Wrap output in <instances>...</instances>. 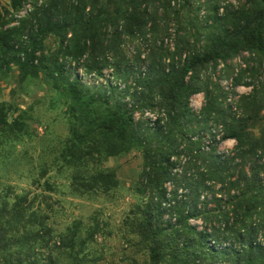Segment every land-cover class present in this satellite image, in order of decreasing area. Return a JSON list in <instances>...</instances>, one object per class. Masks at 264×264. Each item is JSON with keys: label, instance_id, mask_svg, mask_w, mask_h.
Segmentation results:
<instances>
[{"label": "trees", "instance_id": "trees-1", "mask_svg": "<svg viewBox=\"0 0 264 264\" xmlns=\"http://www.w3.org/2000/svg\"><path fill=\"white\" fill-rule=\"evenodd\" d=\"M197 2L0 5V95L1 84L12 86L10 101H0V163L11 164L13 151L34 135L30 112L42 104L36 99L23 109L17 96L44 94L49 111L60 107L67 126L49 166L32 181L44 192L18 193L0 177V264H95L89 256L101 235L98 220L58 232L45 195L52 186L44 179L54 168L66 175L72 196L108 195L119 181L105 164L132 152L142 162L138 200L121 231L131 248L144 251V264H264V0L228 5L222 16L218 0H207L204 20L203 5H191ZM171 18L182 22L174 52L162 43L144 59L140 50L128 57L125 39L166 36ZM244 53L246 66L232 85L251 91L231 105L204 71L212 67L215 73L222 63L231 72L227 64ZM78 70L101 84H84ZM200 94L204 101L195 113L190 100ZM146 112L157 116L152 127L143 119ZM218 126L221 141L235 142L227 156L218 154L214 136L209 151L202 150L205 135Z\"/></svg>", "mask_w": 264, "mask_h": 264}, {"label": "rangeland", "instance_id": "rangeland-1", "mask_svg": "<svg viewBox=\"0 0 264 264\" xmlns=\"http://www.w3.org/2000/svg\"><path fill=\"white\" fill-rule=\"evenodd\" d=\"M206 1L198 0L197 4L191 3L193 7L203 5V8L199 10V18L201 20H204L207 15L204 9ZM244 1L218 0V3L215 4L218 5V9L222 8L224 12L226 6L233 5L237 7L239 4H243ZM6 3L7 0H0V5H6ZM174 6L171 7L173 8ZM179 8L180 5L176 6L175 11H178ZM201 11H204V16L202 17L200 16ZM171 20L166 36L161 32L154 34V36L149 33L143 43L137 39H125L123 49L128 57L132 58L137 50H140L142 52L140 58L144 59L153 47H159L164 40L170 41L167 48H170V52H174L177 29L178 26L181 27L182 22H175L173 18ZM167 37L169 38L166 39ZM246 58H248V55L244 53L230 61L227 65L232 68L231 72H227L224 65L221 74L216 75L211 67V69L204 71V76H212V81L217 82L221 86L223 81L233 78L235 70H237L238 74L240 70L245 68ZM175 60L177 61V59ZM104 74L108 77L110 71H106ZM78 75L86 85L96 86L102 82V80L95 79L93 76H87L81 70H78ZM219 76L221 78L218 80ZM260 81L264 84V72ZM11 87L7 84H1L0 101H10L9 91ZM235 90V99H237L236 95H247L251 91L250 88L244 86L236 87ZM36 99L41 100L42 104L33 105V110L30 112V116L34 120V123L31 124L34 135L27 138L24 145L17 146L13 151L9 161L11 164L0 163V169L2 168L0 177L13 185L18 193L25 191L31 194H41V192H44V188H37L32 181L33 179H39L41 167L49 166L53 158L51 155L52 148L57 147L58 143L67 134V126L63 120L61 108L57 107L49 111L50 103L48 97L44 96V94L37 91L34 93L33 90L32 93L28 95L21 94L14 100L16 104H19L20 108L27 109L31 104L35 103ZM199 100H202L203 104V95L200 94ZM234 145V143H230L226 150L230 152ZM105 167L115 170L119 181L117 189L108 195L98 198L87 197L85 199L72 196L66 175H59L54 168L50 169L44 179H47L52 186V193H45L49 197L47 203L51 208L49 213L50 223L59 232L74 222H81L83 227H87L93 223L94 219L98 220L101 227V235L96 236V243L92 245L94 254L89 256V258L97 260L95 264H144L146 260L144 251L139 248H131L124 239L123 231H121L122 222L126 214L138 200L135 186L142 171L141 158L138 153L132 152L121 159H110L105 164ZM44 180H40V182L43 183Z\"/></svg>", "mask_w": 264, "mask_h": 264}, {"label": "built area", "instance_id": "built-area-1", "mask_svg": "<svg viewBox=\"0 0 264 264\" xmlns=\"http://www.w3.org/2000/svg\"><path fill=\"white\" fill-rule=\"evenodd\" d=\"M202 1H204V0H202ZM201 3H203V2H201ZM222 14H223V9L220 8L217 15L222 16ZM200 16L201 17L204 16V11L200 12ZM168 43H170V41L164 40L163 45L165 47H167ZM170 47H171V45H170ZM242 67H244V66H242ZM223 69H224V64L218 63L216 66V69H215V74L216 75L221 74ZM236 75H237V70H235V72L233 74V78H235ZM233 78H230L229 80L223 81L221 83V88L227 95L226 101L231 105L236 100L235 95H234L236 90H235V88H233V85H232ZM199 98H200V95H196V96L192 97L190 100V107L195 113H198L202 107V102H201L202 100H199ZM232 110L235 113H237L235 108H233ZM134 118H135V120L140 119L138 114H135ZM143 119L147 120L149 122L150 126L152 127L156 122L157 116L155 114L150 113V112H146L143 116ZM209 133L210 134L205 135V137L203 139L202 150H204L206 152L209 151L210 146L212 145V138L210 136H214L215 141L218 142V146H217L218 154L220 156H227L229 154V152L226 149H228V146L230 143L235 144V142L233 140L221 141V138L223 136V131H222V128L220 126L210 128Z\"/></svg>", "mask_w": 264, "mask_h": 264}]
</instances>
